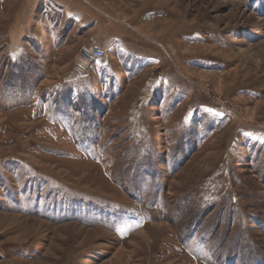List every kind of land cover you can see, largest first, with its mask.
Masks as SVG:
<instances>
[{"label": "rangeland", "instance_id": "rangeland-1", "mask_svg": "<svg viewBox=\"0 0 264 264\" xmlns=\"http://www.w3.org/2000/svg\"><path fill=\"white\" fill-rule=\"evenodd\" d=\"M80 1L0 0V264H264V0Z\"/></svg>", "mask_w": 264, "mask_h": 264}, {"label": "crops", "instance_id": "crops-1", "mask_svg": "<svg viewBox=\"0 0 264 264\" xmlns=\"http://www.w3.org/2000/svg\"><path fill=\"white\" fill-rule=\"evenodd\" d=\"M19 8L16 10V14L12 17L11 23V31L10 34L12 37H19L22 42H28L24 39L25 36L36 37L38 35L37 31L39 29V15L48 11H62L63 13V21H70L73 19V23L67 25L68 30L66 32V40L65 44L77 45L78 43H96L101 38V31L104 32L106 30V36L116 37L115 40H125L130 39V35L126 33L125 27L123 25H116L113 21L107 25H104L101 22L100 10L95 7L94 4L91 7L85 6V4L80 0H18ZM4 4V2H3ZM3 7V6H1ZM15 8V7H14ZM56 9V10H55ZM38 14V15H37ZM50 14V13H49ZM42 16V15H41ZM113 16V15H111ZM113 18V17H112ZM116 19L119 17H115ZM47 19V18H46ZM87 19L91 21H87ZM49 20V19H48ZM87 22V25L83 23V21ZM114 20V19H111ZM110 21V19H109ZM105 22V21H104ZM66 24V22H65ZM68 24V23H67ZM63 26V24H62ZM39 32V31H38ZM47 35L52 37L51 30H47ZM74 35H76L77 39L73 40ZM129 35V36H128ZM55 37V36H54ZM56 40V39H55ZM14 41V40H13ZM135 47L140 46L137 42L134 43Z\"/></svg>", "mask_w": 264, "mask_h": 264}, {"label": "built area", "instance_id": "built-area-1", "mask_svg": "<svg viewBox=\"0 0 264 264\" xmlns=\"http://www.w3.org/2000/svg\"><path fill=\"white\" fill-rule=\"evenodd\" d=\"M80 56L85 64L93 65L100 62L106 56L105 51L96 43H90L80 50Z\"/></svg>", "mask_w": 264, "mask_h": 264}]
</instances>
